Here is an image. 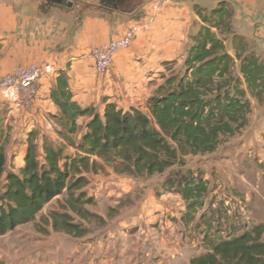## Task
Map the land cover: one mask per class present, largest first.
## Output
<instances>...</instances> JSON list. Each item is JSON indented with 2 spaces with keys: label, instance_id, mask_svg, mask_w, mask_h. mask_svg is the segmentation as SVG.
<instances>
[{
  "label": "trees",
  "instance_id": "1",
  "mask_svg": "<svg viewBox=\"0 0 264 264\" xmlns=\"http://www.w3.org/2000/svg\"><path fill=\"white\" fill-rule=\"evenodd\" d=\"M197 13L202 25L191 37L183 70L162 75L164 84L145 109L107 104L103 115L93 107L84 109L74 102L67 75L60 72L51 99L60 109L57 119L65 143L56 147L46 142L40 153L32 132L19 173L6 171L8 134L0 127V237L35 222L47 204L65 195L62 212L51 213L50 224L56 232L81 238L87 230L76 219L89 221L92 215L85 206L94 204L81 192L88 184L86 176L108 167L134 178L165 175L176 166L185 167L189 156L216 153L225 138L249 126L251 99L264 103V59L233 32L230 3L221 2L210 12L198 7ZM230 38L233 53L227 47ZM176 65L173 61L165 67ZM163 188L182 196L187 225L206 206L209 182L193 172L171 174ZM202 225L206 253L190 264H264V223L229 230L225 237L213 222Z\"/></svg>",
  "mask_w": 264,
  "mask_h": 264
},
{
  "label": "rangeland",
  "instance_id": "2",
  "mask_svg": "<svg viewBox=\"0 0 264 264\" xmlns=\"http://www.w3.org/2000/svg\"><path fill=\"white\" fill-rule=\"evenodd\" d=\"M66 1L78 7L87 0ZM232 25L235 34L245 37L246 29L236 26L234 17ZM227 47L233 53L231 38ZM176 61V66L156 74L159 84L165 81L162 73L170 76L183 70L184 60ZM251 102L249 126L237 136L225 138L214 154L189 156L185 167L176 166L152 178L117 175L109 167L98 175L86 176L88 184L81 192L94 200L93 205L85 206L92 217L89 221L77 218L76 223L87 234L75 238L53 230L50 215L62 212L60 205L66 199L65 195L58 197L44 207L35 222L0 237V264H162L166 260L183 264L190 256L206 253V225H202L206 220L213 222L222 237L229 230L253 227L255 216L256 221L264 222V130L256 123L259 117L264 118V103ZM18 110L0 101V127L8 134L6 171L14 173L21 170L32 132L40 153L46 142L56 147L65 143L58 119L48 121L49 125H33L21 122L15 116ZM86 123L87 118L80 120L82 130ZM177 172H193L209 182L206 206L190 225L183 220L186 204L182 196L163 188L165 180ZM176 241L181 242L180 248ZM174 244L177 253L172 252Z\"/></svg>",
  "mask_w": 264,
  "mask_h": 264
},
{
  "label": "crops",
  "instance_id": "3",
  "mask_svg": "<svg viewBox=\"0 0 264 264\" xmlns=\"http://www.w3.org/2000/svg\"><path fill=\"white\" fill-rule=\"evenodd\" d=\"M154 1L87 0L65 8L48 6L47 0H0V77L32 65H51L55 71L40 82L33 107L18 110L15 116L41 126L57 119L60 109L51 95L60 72L67 75L74 102L84 109L93 107L103 115L107 104L124 110L144 106L163 85L156 74L166 63L185 60L191 37L199 31L197 23L202 25L198 7L212 11L224 1L234 6L235 25L246 29L250 47L264 59V0H173L159 13L151 31L138 35L129 49L117 55L109 73L98 74L89 57L91 50L124 37L135 23L146 21ZM256 123L264 130L262 116ZM256 220L253 217L254 226L264 223ZM195 256L183 264H190Z\"/></svg>",
  "mask_w": 264,
  "mask_h": 264
},
{
  "label": "built area",
  "instance_id": "4",
  "mask_svg": "<svg viewBox=\"0 0 264 264\" xmlns=\"http://www.w3.org/2000/svg\"><path fill=\"white\" fill-rule=\"evenodd\" d=\"M172 4L173 0H155L152 14L146 21L135 23L124 37L93 48L89 57L93 60L97 73H109L117 55L129 49L138 35L151 31L159 13ZM54 73L51 65H32L12 70L0 77V101L20 110H30L38 96L40 82Z\"/></svg>",
  "mask_w": 264,
  "mask_h": 264
},
{
  "label": "water",
  "instance_id": "5",
  "mask_svg": "<svg viewBox=\"0 0 264 264\" xmlns=\"http://www.w3.org/2000/svg\"><path fill=\"white\" fill-rule=\"evenodd\" d=\"M56 3L58 6H62L65 8H72L73 7V4L71 2L66 1V0H58V1H56Z\"/></svg>",
  "mask_w": 264,
  "mask_h": 264
},
{
  "label": "flooded vegetation",
  "instance_id": "6",
  "mask_svg": "<svg viewBox=\"0 0 264 264\" xmlns=\"http://www.w3.org/2000/svg\"><path fill=\"white\" fill-rule=\"evenodd\" d=\"M56 1H58V0H47L46 5H48V6H55V5H57ZM121 3L124 4V1H122Z\"/></svg>",
  "mask_w": 264,
  "mask_h": 264
}]
</instances>
